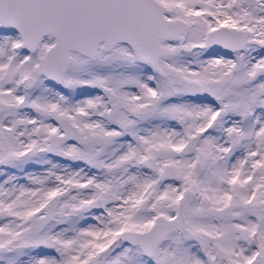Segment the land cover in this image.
<instances>
[{
  "label": "snow or ice",
  "instance_id": "6c2138e0",
  "mask_svg": "<svg viewBox=\"0 0 264 264\" xmlns=\"http://www.w3.org/2000/svg\"><path fill=\"white\" fill-rule=\"evenodd\" d=\"M0 264H264V0H0Z\"/></svg>",
  "mask_w": 264,
  "mask_h": 264
}]
</instances>
